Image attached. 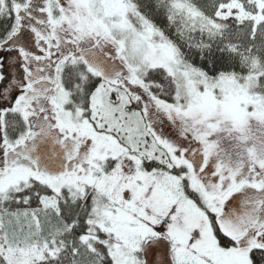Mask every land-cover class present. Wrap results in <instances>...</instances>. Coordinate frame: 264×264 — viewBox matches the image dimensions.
I'll return each mask as SVG.
<instances>
[{"label": "snow or ice", "instance_id": "snow-or-ice-1", "mask_svg": "<svg viewBox=\"0 0 264 264\" xmlns=\"http://www.w3.org/2000/svg\"><path fill=\"white\" fill-rule=\"evenodd\" d=\"M0 264H264V0H0Z\"/></svg>", "mask_w": 264, "mask_h": 264}]
</instances>
